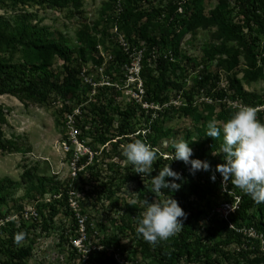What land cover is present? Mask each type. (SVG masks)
I'll return each instance as SVG.
<instances>
[{"label": "rangeland", "instance_id": "rangeland-1", "mask_svg": "<svg viewBox=\"0 0 264 264\" xmlns=\"http://www.w3.org/2000/svg\"><path fill=\"white\" fill-rule=\"evenodd\" d=\"M192 1L80 0L78 5H75L71 0H0V18L5 24V37H0V61L4 63L18 67L37 66L39 63L36 50L29 45L31 38L18 33L22 26L29 27L30 31L37 30L35 37L45 35L65 42L74 61L77 53L83 50V45L77 39V32L87 30L94 37L93 56L89 57L85 52L84 57L78 58V63L81 64V84L77 96L68 94L63 98L56 93L54 86L48 87L43 101L30 100L23 93H18L17 96L0 95L1 139L6 145V149L0 148V184L2 183L5 196V200L0 201V264H98L112 250H115V262L119 264V261H122L121 251L132 250L129 231L118 222L122 212L120 206L111 205L109 200L105 199L109 197L104 193L100 194L104 196L103 200H94L89 197L80 199L78 193L71 191L68 205H58L50 229L43 231L36 208H41L40 204H48L53 192L45 193L44 199L39 198L38 192L26 189L25 184L21 182V174L27 167L37 165L39 175L55 176L61 181L71 178L72 153L64 154L59 148L60 140L66 133L63 119L67 110L65 111L64 104L68 105L69 111L80 110L81 105L88 106L87 102L90 101L96 105L110 102L118 108L130 106L135 109V114L143 111L147 114L151 107L158 110L166 107L156 102L147 103L145 83L139 74L134 72L136 59L142 56L147 46L143 33L150 36L161 32L169 33L188 65L185 77L181 80V89L161 93L162 98L168 95L175 106L164 109L161 115L155 112V116L159 115L163 130L174 128L183 135L186 130H190L194 135L192 120L185 117L179 108L180 104L186 101L185 92L192 93L194 104L200 105L202 101L214 104L211 96L216 97L220 89L226 90L230 77L237 78L246 91L254 92L264 99V65L260 61L264 51V31L258 30L256 26L253 30L244 29L249 45L239 47L238 43L219 37L214 24L188 29L174 18L168 21L165 19L169 4L174 6L182 3L190 8ZM217 1L203 0V13L207 14ZM227 2L230 19L233 22L241 21L237 14L236 0ZM125 8L135 14H142L141 17H135L137 20L133 19L129 27H123L120 16ZM184 9L185 7H182L177 10L176 14H180V18L184 16ZM212 47L216 48V54L210 59L205 52ZM234 52L237 64L227 71L218 61ZM63 65L57 57L53 60V77L50 79L52 83L61 81ZM258 66L262 67V73L255 79L247 78L246 73L256 76ZM206 72H211L217 79L210 80L206 88L192 89L194 80ZM19 82L18 78H13L9 84L15 86ZM83 88H86L84 93ZM207 91L211 93L210 96L206 95ZM226 94L225 99L216 101L226 105L237 102L232 101L230 90H226ZM77 97L84 99L81 105L75 103ZM139 107L143 111L139 110ZM143 118L140 116L139 122ZM85 131L87 132V129H82V135L88 144L92 136ZM167 143L160 146V152H164ZM109 161L110 159L106 162ZM111 172L110 169L103 171L102 175L107 177L104 181L91 176L90 184L100 186L101 181L112 182L113 178L108 177ZM216 174L222 188H226L221 174ZM116 181L115 179V184ZM146 183V180H140L123 184L121 190L113 194L112 201L122 197L124 200L138 201L136 189L145 185L144 188L148 190ZM235 188L232 186L231 190ZM143 196L139 201L142 207L145 199H157L153 195L150 197L148 193ZM161 200L164 198L161 197ZM74 202L78 206L74 207ZM217 211L222 217L227 213L224 204H221ZM199 225L204 228L206 219L200 220ZM244 232L262 240L261 233L253 227ZM21 234L24 239L17 244L16 237ZM19 249L28 251L27 257L22 258V263L10 256V252ZM259 250L264 252V246ZM90 251L98 254H95L94 258H88ZM261 255L264 257V254ZM212 258L214 259V256ZM139 262L145 264L143 260ZM181 264L222 263L203 259L194 263L184 261ZM261 264H264V261Z\"/></svg>", "mask_w": 264, "mask_h": 264}, {"label": "trees", "instance_id": "trees-1", "mask_svg": "<svg viewBox=\"0 0 264 264\" xmlns=\"http://www.w3.org/2000/svg\"><path fill=\"white\" fill-rule=\"evenodd\" d=\"M71 1L78 5L80 0ZM236 3L237 14L241 17V21L233 22L230 19L227 0H218L207 14H204L202 10L203 0H193L190 8L183 6L182 3L174 6L169 4L165 19L168 21L174 18L188 29L214 24L219 37L225 41H234L241 47L249 45L246 34L243 32L244 29L253 30V27L256 26L258 30L264 31V0H236ZM182 7H185L184 16L180 18V14L176 13L178 8ZM141 15L125 8L120 14L123 27L131 26L132 20H137L135 17H141ZM18 33L31 38L29 45L36 50L39 63L37 66L18 67L0 61V95L17 96L18 93H23L30 100L43 101L46 98L48 87L54 86L56 93L63 98L68 94L73 97L77 96L81 84L79 77L81 64L78 63V58L79 56L84 57L85 52L89 54V57L93 56L94 37L87 30L77 32V39L83 45V50L77 53L74 61L72 52L65 42L45 35L35 37L37 30L30 31L27 26H22ZM0 37H5V24L1 18ZM250 37L251 34L248 35L249 40ZM143 38L147 46L140 57L139 76L145 83L146 101L147 103L156 102L166 107L163 106L160 110L151 107L147 114H144L143 109L139 107V110L141 109L143 112L135 114V109L130 106L118 108L110 102L96 105L90 101L87 102L88 106L87 104L84 106L81 105L84 99L77 97L75 103L81 106L80 114L75 117L77 122H81L80 127H87L88 134L92 136L91 142L87 144L92 152L91 159L88 155L82 156L77 164V168L81 169L77 170L76 176L64 181L58 180L55 176L39 175L37 165L27 167L21 174V182L25 184L26 189L38 192L39 198L44 199L45 193L53 192L48 204H40L41 208H36L41 218V229L43 231L50 229L58 205L60 203L68 205L71 191L78 193L80 199L89 197L94 200H103L104 196L102 197L100 194L104 193L109 197L105 199L109 200L111 205L120 206L122 212L118 222L129 231L132 240V250L121 251L122 261H119V264H140L139 260L145 261V264H181L182 261L194 263L203 259L222 264H261L264 261V257L261 255L264 252L259 250L261 241L264 244V203L256 204L250 196L238 188L231 190V184L222 188L215 168L217 164L224 163L223 154L214 155V152L220 150L222 138L214 140L212 137L205 136V133L208 121L215 120L218 123H223L230 115L234 105L253 107L257 118L264 122V99L254 92L246 91L237 78L230 77L226 90L231 91L232 101L236 100L237 102L227 105L218 102L227 97L224 89H220L216 97L211 96V101L214 104L205 101L200 102V105L194 104L192 93L185 92L186 101L180 104L179 108L185 117L192 120L194 135L190 130H186L184 135L174 128L163 130L158 117L164 109L175 106L168 95L162 98L161 93L181 89V80L185 77L188 65L183 54H180L177 43L169 33L161 32L155 36L143 33ZM153 51L158 54H151ZM205 53L211 59L216 54V48L207 49ZM56 57L64 63V70L61 81L57 80L56 83H52L50 81L53 77L51 67ZM260 61L264 65V51ZM218 62L219 65H224L225 69L230 71L237 64L236 53L220 58ZM253 67H255V62ZM256 69V76L246 73V77L255 79L259 73H262L261 66ZM13 78H18L20 81L15 86L9 84ZM212 79H217V76L206 72L194 80L192 89L206 88ZM85 90L86 88H83L82 93ZM206 95L210 96L211 93L207 91ZM64 109L68 111L70 108L64 104ZM89 111H93V113ZM155 112L159 115L155 116ZM140 116L144 117L141 122H139ZM87 132L85 131V133ZM1 137L0 125V148L4 150L6 145L2 142ZM134 139L142 140L157 153V159L153 163L152 176L157 175L166 164L180 174L181 179L176 181L181 185L178 190L171 192L169 189H162L159 194H153L150 191L151 177L144 176L142 178L140 174L134 173L133 166L121 154L122 145L132 142ZM177 139L188 141L193 149L192 158L208 161L212 166V171H198L192 175L189 172V166H186L183 161L172 159L174 155L172 144ZM165 142H168L167 146L164 152H160L159 148ZM108 159L110 161L106 162ZM107 169L112 171V174L108 176L113 178L112 182L110 180L103 182L107 177L102 173ZM213 173L216 177L215 181L210 178ZM91 176L103 180H99L101 185H96V187L95 184H90ZM115 179L117 180L116 184L114 183ZM140 180H146L148 190L144 188L145 185L138 186L136 189L138 201L124 200L123 197L115 198L112 201L113 194L120 191L123 184ZM5 181H7L6 178ZM113 186H115L114 189ZM2 188L1 183L0 201L5 200ZM147 193L150 197L152 195L157 197V200H161V197L167 199L172 196L186 213V218H183L184 227L182 230L168 240L158 241L155 244L147 242L136 231L137 218L144 210L139 201ZM54 195L58 196L54 197ZM94 195L96 196L94 197ZM221 204L233 205L234 209L228 212L226 217L219 216L217 210ZM203 218L206 219V225L204 228H200L199 221ZM249 227L260 232L262 240L246 234L244 231ZM95 254L98 252L90 251L87 256L94 258ZM114 254L115 250H112L98 264H117ZM27 255L26 249L10 252V256L17 258L19 263H22V258Z\"/></svg>", "mask_w": 264, "mask_h": 264}, {"label": "clouds", "instance_id": "clouds-1", "mask_svg": "<svg viewBox=\"0 0 264 264\" xmlns=\"http://www.w3.org/2000/svg\"><path fill=\"white\" fill-rule=\"evenodd\" d=\"M205 136L214 140L222 138L220 150L214 152V155L223 154L224 163L217 164L215 168L221 174L223 183H230L240 189L256 204L264 203V122L257 118L255 109L234 105L223 123L208 121ZM172 147V159L183 161L189 166L190 174L212 171L208 161L192 158L193 149L188 141L177 139ZM121 154L133 166L134 173L140 174L142 178L151 177L150 191L153 194H159L162 189L173 192L181 187L176 182L181 179L180 174L168 164L157 175H151L157 153L142 140L134 139L122 145ZM210 178L215 181V174ZM143 209L136 221V231L149 243L168 240L184 227L183 218H186V213L172 196L164 200L145 199ZM23 239V234L18 235L15 242L19 244Z\"/></svg>", "mask_w": 264, "mask_h": 264}, {"label": "built area", "instance_id": "built-area-1", "mask_svg": "<svg viewBox=\"0 0 264 264\" xmlns=\"http://www.w3.org/2000/svg\"><path fill=\"white\" fill-rule=\"evenodd\" d=\"M139 70H140V57L136 59V64H134L135 74L138 75ZM78 114H80V110L78 109H72L66 112L63 119L66 126V133L63 139H61L59 143V148L61 149L62 153L64 154L72 153L71 164L73 170H72V176H70L71 178L75 177L77 170L81 169V168H77L79 159L84 155H88L89 159H91L92 157V152L90 151L89 146L85 143V140L83 138L84 136L82 135L83 134L82 129H86L87 127L84 128L80 127L81 123L77 122V119L75 117ZM75 205L77 206V203L73 204L74 207H76ZM224 206L227 209V213L223 217H226L228 212L233 211L234 206L230 204H224ZM261 246H264V244H261Z\"/></svg>", "mask_w": 264, "mask_h": 264}]
</instances>
